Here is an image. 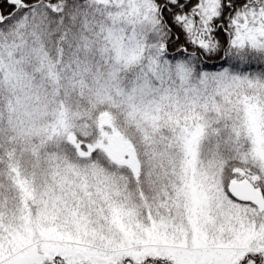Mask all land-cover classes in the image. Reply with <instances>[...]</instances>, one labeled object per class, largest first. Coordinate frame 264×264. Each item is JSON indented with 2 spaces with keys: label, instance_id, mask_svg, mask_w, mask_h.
<instances>
[{
  "label": "snow or ice",
  "instance_id": "obj_1",
  "mask_svg": "<svg viewBox=\"0 0 264 264\" xmlns=\"http://www.w3.org/2000/svg\"><path fill=\"white\" fill-rule=\"evenodd\" d=\"M0 264H264V0H0Z\"/></svg>",
  "mask_w": 264,
  "mask_h": 264
}]
</instances>
